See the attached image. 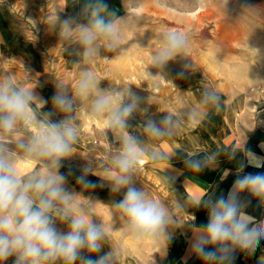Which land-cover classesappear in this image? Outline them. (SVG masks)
Segmentation results:
<instances>
[{
  "label": "clouds",
  "instance_id": "clouds-1",
  "mask_svg": "<svg viewBox=\"0 0 264 264\" xmlns=\"http://www.w3.org/2000/svg\"><path fill=\"white\" fill-rule=\"evenodd\" d=\"M121 17L108 10L104 0H85L77 16L60 20L59 37L75 42L79 69L74 83L54 81L55 93L51 110L48 101L40 97L36 86H28L13 75H0V264L14 258L12 264H116L118 250L105 251L107 231L104 223L93 215L97 203L86 196L95 185L87 180L89 174L106 182L112 197L111 207L119 214L122 231L137 241L167 246L179 224L172 211L137 186L138 166L150 161L160 166L173 155L149 149L148 140H171L181 122L177 114L166 113L158 121L149 117L139 127L143 135L130 131L134 114H147L141 98L127 88H101L100 81L88 65L104 51L120 46ZM159 49L151 56V66L162 76L166 66L187 46L185 34L169 31L160 38ZM191 68L190 64L184 65ZM183 72L180 73L183 76ZM219 97L211 90L202 92L199 105L218 108ZM148 104V103H147ZM87 107L93 119L105 121L113 136V151L103 172H97L88 161L83 174L76 178L80 191L68 187L67 177L60 172L63 161L73 157L79 136L77 113ZM193 108L190 117L197 115ZM165 113V112H164ZM60 117L53 119V117ZM243 142L225 150L234 159L237 151L247 157L254 167H264V161L247 151ZM220 152L186 154L183 163L189 170L201 172L215 168ZM26 163L36 170L21 174ZM238 178L227 197L205 198L192 202V208L207 211V223L195 226L192 220L190 252L202 264H232L237 251L255 253L264 239V220L249 215L247 204L240 195L247 192L264 207V173L247 174ZM227 175V173H225ZM188 210V209H187ZM95 257V258H93ZM264 264V257L261 258Z\"/></svg>",
  "mask_w": 264,
  "mask_h": 264
},
{
  "label": "rangeland",
  "instance_id": "rangeland-1",
  "mask_svg": "<svg viewBox=\"0 0 264 264\" xmlns=\"http://www.w3.org/2000/svg\"><path fill=\"white\" fill-rule=\"evenodd\" d=\"M6 1L26 31L23 40L34 45L39 57L32 67L26 62L2 61L0 75H13L28 86H36V93L48 101L44 110H51L54 81L74 83L78 77L77 45L59 37L56 22L57 14L60 20L72 15L65 14V0H39L33 5L27 3L31 0ZM108 10L121 17L122 39L119 48L104 51L88 65L100 87H130L141 98V107L148 111L145 116L137 113L131 118L130 131L135 135H143L139 127L149 117L158 121L166 113H174L181 121L171 140H148L149 149L173 155L170 163L154 166L146 160L136 171L137 186L169 208L181 166L177 152L224 118L249 127L264 110V0H119ZM169 31L185 34L187 46L168 63L162 76H150L149 72L155 75L157 71L151 66V56L159 49L161 36ZM185 64L191 68L185 69ZM205 90L218 95V108L198 104ZM193 108H198L197 115L191 118ZM77 122L76 155L63 161L60 172L67 177L70 189L80 191L76 178L88 161L97 172L104 171L114 138L105 121L91 118L86 106L77 113ZM36 168L26 163L18 170L26 174ZM87 180L95 188L85 195L103 202L95 205L93 215L104 223L107 238H114L123 258L120 262L160 264L165 243L137 241L126 235L119 214L111 207L112 200L122 199V194L112 197L98 176L89 174Z\"/></svg>",
  "mask_w": 264,
  "mask_h": 264
},
{
  "label": "crops",
  "instance_id": "crops-1",
  "mask_svg": "<svg viewBox=\"0 0 264 264\" xmlns=\"http://www.w3.org/2000/svg\"><path fill=\"white\" fill-rule=\"evenodd\" d=\"M84 2L85 0H65V14L72 15V17L77 16ZM118 2L119 0H104L108 7ZM27 3L33 5L39 3V0H31ZM25 32L9 2L0 0V63L2 61L5 63L16 61L18 64L26 62L32 67L39 55L32 43L23 40ZM220 121L214 126L212 125L207 134L194 136L189 140L190 143L187 147L177 152V159L181 166L178 168L180 171L176 178L177 187L173 198L170 199L169 208L177 222L185 225L176 228L172 239L167 246L165 244L162 253H160V264H202V261L190 252V241L193 234L188 223L192 218L187 214V211L195 216L192 223L197 227L207 223V211L203 207L192 208V202L205 198L207 194H210L214 199L220 196L227 197L238 178L237 169L241 164L244 167L239 172L240 177L250 173H264V167L252 166L240 151H237L235 158L231 160L226 154H223L232 146H239L245 142V149L264 161V110L256 115L253 124L249 127L238 126L237 121L230 117ZM213 152L221 153L215 168H204L201 172H195L187 169L183 163L186 154H198L196 158L199 159L205 153ZM180 156L182 158H179ZM240 200L247 204L245 211L249 215L255 217L257 221L264 220V207H261L256 199L245 192L240 195ZM110 249L118 250L114 238L111 240L107 238L105 251ZM262 257H264V239L260 240L252 255L240 251L235 252L232 264H262ZM13 259L10 258L6 264H12ZM121 259L123 258L119 252L116 264H136L131 261L121 263Z\"/></svg>",
  "mask_w": 264,
  "mask_h": 264
},
{
  "label": "bare ground",
  "instance_id": "bare-ground-1",
  "mask_svg": "<svg viewBox=\"0 0 264 264\" xmlns=\"http://www.w3.org/2000/svg\"><path fill=\"white\" fill-rule=\"evenodd\" d=\"M200 14V13H199Z\"/></svg>",
  "mask_w": 264,
  "mask_h": 264
}]
</instances>
